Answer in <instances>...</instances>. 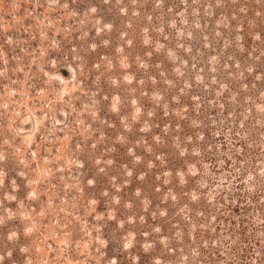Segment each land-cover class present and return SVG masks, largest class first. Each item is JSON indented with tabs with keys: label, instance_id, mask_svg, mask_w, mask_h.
<instances>
[{
	"label": "rangeland",
	"instance_id": "1",
	"mask_svg": "<svg viewBox=\"0 0 264 264\" xmlns=\"http://www.w3.org/2000/svg\"><path fill=\"white\" fill-rule=\"evenodd\" d=\"M0 264H264V0H0Z\"/></svg>",
	"mask_w": 264,
	"mask_h": 264
}]
</instances>
